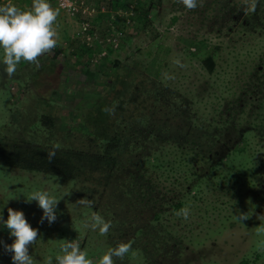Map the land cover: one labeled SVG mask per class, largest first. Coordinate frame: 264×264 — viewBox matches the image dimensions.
I'll return each instance as SVG.
<instances>
[{"label":"rangeland","instance_id":"374dc122","mask_svg":"<svg viewBox=\"0 0 264 264\" xmlns=\"http://www.w3.org/2000/svg\"><path fill=\"white\" fill-rule=\"evenodd\" d=\"M158 1L83 0L73 14L59 10L54 25L58 45L39 58V66L21 61L9 77L0 62L1 138L93 153L102 152L106 143L118 144L117 154L99 169L108 176L104 190L83 178L0 167V215L7 220L8 208L23 211L38 229L37 242L29 246L34 264H45L49 256L55 264L60 244L68 241L79 243L87 258L98 264L109 250L108 240L84 223L92 212L118 201L108 195L110 189L124 185L132 198L112 208L116 218L127 214L133 200H148L145 214L152 217V194L159 198L161 185L174 182L177 187L166 194L174 197L161 205L165 212L157 222L165 228H158V238L170 241L165 249L173 241L177 244L170 252L177 264H264V235H257V227L264 225V0H198L193 10L178 0ZM7 2L0 0V5ZM49 2L58 9L54 0ZM12 3L26 10L32 0ZM216 46L217 65L209 74L201 61ZM118 74L128 83L119 85ZM132 98L144 106L147 119L133 113L136 105L127 101ZM113 106L114 115L103 111ZM209 127L229 145L235 131H248V151H233L225 161L228 166L236 161L254 164L258 170L252 177L257 179L250 185L236 190L238 183L224 188L212 183L190 195L192 179L183 177L182 171L186 166L162 179L165 169L151 160L142 163V157L152 152L176 159L198 146L196 152L203 153L206 141L196 137ZM184 141L189 145L181 149ZM239 144L245 147L246 142ZM137 158L135 171L132 162ZM35 189L60 199L51 224L40 222L43 210L37 201L27 202L25 195ZM181 197L183 207L190 209L187 220L175 215L179 209H172L171 203ZM83 198L93 206L76 203ZM112 213L110 209L101 215L111 220ZM240 215L248 219L240 221ZM116 222V232L129 229L124 219ZM0 229L4 231L0 247L8 253L0 264H13L5 244L15 238L5 225ZM134 250L139 254L135 252L128 263L142 264L141 250Z\"/></svg>","mask_w":264,"mask_h":264},{"label":"trees","instance_id":"16d2710c","mask_svg":"<svg viewBox=\"0 0 264 264\" xmlns=\"http://www.w3.org/2000/svg\"><path fill=\"white\" fill-rule=\"evenodd\" d=\"M160 1L161 0H159L158 3H160ZM151 5L152 4L149 6L151 7ZM217 49H219V46H216L214 51L205 56L201 61L203 67L209 74L214 72L217 65L215 59ZM115 63V66H118V60H116ZM128 69V73H131L133 70L132 68ZM118 76V84L120 85L125 82V80H123L121 74H118ZM127 83L123 84L125 85ZM127 96L125 95L120 101H125L124 99ZM117 98L120 99V97ZM127 101H129L128 103H135L136 106L133 113L138 112L140 120L147 119L142 112L144 106H141L140 102H138V98H132ZM42 120H49V118L43 117ZM197 138L204 140V142L206 141L205 144L207 145L203 153H201V151L196 152V149L199 150L200 148L198 146L189 147L185 156H178L176 159L171 155H163L160 157L152 152V154L149 153L142 157V163L145 164L148 160H151L152 165L154 164L159 169H165L164 173H161L162 179H168L171 175L176 173L177 170L186 166L182 171L184 173L183 177L192 179L190 182V189L188 188L190 195L192 193H198L201 187L206 186L208 189L209 186H214L212 183L217 184V186L222 185L223 188L227 185L238 183L236 190H239L243 185H250L251 181L255 180L256 177L252 176L258 168L254 166V164L236 161L233 165L228 166V162L225 161L232 155L233 151L240 154L248 151V131H235L230 145L225 142H220L216 129H212V127L200 132L196 139ZM4 139L0 137V167L4 166L23 171L44 173L67 179L83 178L84 180L89 181L92 185H101V190H104L105 186H108V176H106L107 172L105 174L106 170H102L103 173H101L99 169L102 164L108 162L109 159L114 157L118 152L116 150L118 144L116 142H109L105 144V149L99 153L79 149H64L56 151L55 156L50 160L48 158V152L51 149L30 144H22L20 142H11L7 141L6 138ZM194 140L195 139L191 140L192 144L196 142ZM242 140L246 142L245 147L239 144ZM189 142L184 141L180 144V148H185L186 145H189ZM138 162L139 158L132 162L135 171ZM196 167H199V170L196 169ZM97 172L100 174L98 179ZM94 179L97 181H94ZM161 186L162 188L164 187V190L159 198L156 194H152V217L145 214V212L149 210L148 200H145L147 202H143L142 200L134 202L133 200L130 203L132 206L123 218H116L113 216L115 213V211L112 210L113 207H121V204H127L132 199L128 197L130 196V191L124 189L127 187L120 184L113 186L108 193V195L118 198V201L113 200L110 203L108 202L107 204L110 206L104 211L96 210L100 215L110 209L111 212H113L111 220L106 219L111 221L112 226L109 229V232L111 233L106 235L109 249L115 247L120 242L121 238H125L123 242L131 244V250L123 260L113 257L114 264H129L128 261L134 257L135 252L136 255L139 254V252L134 249L141 250L143 258L142 264H177L178 258L175 255H170V252L174 253L173 251L176 249L177 244L173 241L171 248L169 247L168 249H165L170 241L158 238L160 235L158 228L163 229L164 225L157 222V217L165 212L161 205L167 201H171L174 197L173 195L167 196L166 194L171 189L176 188L177 183L175 184L174 182L170 187L163 186V184ZM180 196H182V193H180ZM131 197L133 196L131 195ZM183 204L184 201L181 197V199L171 203L172 209L180 210L183 207ZM135 212L136 215L134 216ZM121 219H124L125 223L129 226V229L122 232H120V230L119 232H116L115 230L118 227L114 225L113 221L119 223V220ZM145 223L148 224V228H151L152 231L147 228ZM3 232L4 231L0 229V234ZM83 246L84 242L82 244V247ZM132 249L134 250L133 255H129L131 254ZM7 256L8 253L4 254V250L0 247V260H3Z\"/></svg>","mask_w":264,"mask_h":264},{"label":"clouds","instance_id":"9594fccd","mask_svg":"<svg viewBox=\"0 0 264 264\" xmlns=\"http://www.w3.org/2000/svg\"><path fill=\"white\" fill-rule=\"evenodd\" d=\"M178 2L188 10H193L198 6V0H178ZM58 15L59 9L53 8L49 0H32L31 7L26 10L17 7L12 0L0 5V49L3 50L0 62L5 65L4 70L9 77L16 73L21 61L39 66V58L57 47L59 37L54 25ZM103 111L114 115L115 106L105 107ZM59 147V144L53 145L48 152L50 160L55 156ZM25 196L27 202L35 200L43 210L41 223L47 220L51 224L56 220L55 209L60 199H56L46 190L39 189ZM76 203L87 207L93 206L92 201L87 198L80 199ZM175 215L187 220L190 216V209L183 207ZM238 219L247 220L248 216L240 215ZM0 224L5 225L10 235L15 238L13 243L5 244V250L12 253L13 264H34L29 253V246L37 242L38 229L31 226L24 212L8 208V218L5 220L0 215ZM84 227L93 231L98 230L100 235L106 236L109 233L111 221H106L99 213L92 212L84 223ZM257 235H264V225L257 227ZM59 247L60 253L55 256V264H93V261L87 258L86 251L81 250L79 243L68 241L60 244ZM130 250V243L120 242L110 248L98 264H114L113 257L123 260ZM45 264H53V258L49 256Z\"/></svg>","mask_w":264,"mask_h":264},{"label":"built area","instance_id":"2783aa9c","mask_svg":"<svg viewBox=\"0 0 264 264\" xmlns=\"http://www.w3.org/2000/svg\"><path fill=\"white\" fill-rule=\"evenodd\" d=\"M57 8L59 10L67 11L73 14V11L77 10V7H79L83 0H54ZM87 24V22L83 23ZM86 29V28H85Z\"/></svg>","mask_w":264,"mask_h":264}]
</instances>
